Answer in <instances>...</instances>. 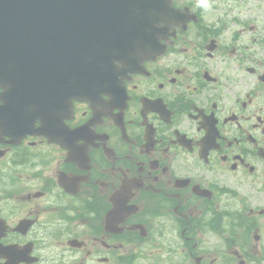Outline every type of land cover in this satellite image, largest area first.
I'll return each mask as SVG.
<instances>
[{
    "label": "flooded vegetation",
    "instance_id": "obj_1",
    "mask_svg": "<svg viewBox=\"0 0 264 264\" xmlns=\"http://www.w3.org/2000/svg\"><path fill=\"white\" fill-rule=\"evenodd\" d=\"M167 1L82 98L0 79V264H264V0Z\"/></svg>",
    "mask_w": 264,
    "mask_h": 264
},
{
    "label": "water",
    "instance_id": "obj_2",
    "mask_svg": "<svg viewBox=\"0 0 264 264\" xmlns=\"http://www.w3.org/2000/svg\"><path fill=\"white\" fill-rule=\"evenodd\" d=\"M163 4L164 0H0V79L23 78L16 84L19 88L11 89L20 93L19 101L6 102L1 115H12L8 107L25 108L26 90L32 96L64 92L59 84L74 81L75 95L89 93L114 69V60L132 61L138 51L152 52L154 25L164 21Z\"/></svg>",
    "mask_w": 264,
    "mask_h": 264
},
{
    "label": "clouds",
    "instance_id": "obj_3",
    "mask_svg": "<svg viewBox=\"0 0 264 264\" xmlns=\"http://www.w3.org/2000/svg\"><path fill=\"white\" fill-rule=\"evenodd\" d=\"M197 6L203 8L205 11L212 8L210 0H197Z\"/></svg>",
    "mask_w": 264,
    "mask_h": 264
}]
</instances>
